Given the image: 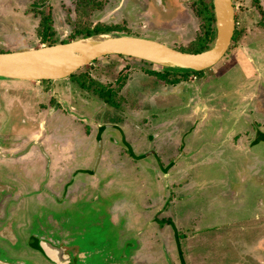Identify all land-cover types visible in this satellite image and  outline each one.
<instances>
[{"label":"rangeland","instance_id":"rangeland-1","mask_svg":"<svg viewBox=\"0 0 264 264\" xmlns=\"http://www.w3.org/2000/svg\"><path fill=\"white\" fill-rule=\"evenodd\" d=\"M232 2L236 39L199 80L178 79L176 83H180L174 88L144 75L137 70L140 66L134 67L126 82L120 80L116 87V109L103 108L102 102L85 106V124L78 110L76 118L62 107L54 111L51 96L64 94L67 108L76 109L68 93L75 89L85 99H96L94 91L100 85L116 84L128 59L111 56L83 67L74 73L86 80L83 88L70 78L56 82L0 79V141L6 137L5 142L11 146L8 152L0 151V182L21 195H14L6 209L16 220L13 232L20 243L9 249L11 255L25 258L29 254L25 247L29 233L35 232L38 222L48 215L62 211L75 234L74 249L93 251L91 264L101 261L107 252L113 256L119 252L125 259L127 250L130 260L136 259L133 264H180V254L185 264H264V143L251 146L254 132H264V0ZM161 3L0 0V53L43 47L38 31L48 25L52 29L48 40L55 45L72 42L75 31L102 28L108 30L106 35L139 37L183 53L192 51L205 31L201 0ZM31 4L40 9L34 10ZM149 65L143 67L162 70ZM102 110L117 112L116 116H107L119 126H123L121 122L130 125L132 116L138 120L137 126L125 129V140L138 147L134 153L139 159H131L126 153L120 134L107 133L106 138L111 136L112 140L103 141L106 164L96 172L102 189L99 204H72L75 196L66 195L63 187L55 194L49 185L58 171H53L56 174L47 183V165L50 172L56 169L53 161L46 163L49 156L42 159L31 152L18 158L14 155L23 147L18 143L19 134L27 129L25 143L63 150L64 159L73 157L79 169L94 168L99 146L90 139L95 128L88 121L96 118V123L102 122V116L97 118ZM147 114L158 119L149 118L154 125L147 123L145 128L141 126L142 117ZM146 131L160 137L149 146L157 152L155 155L148 156L153 152L139 146ZM71 135L76 137L75 143ZM112 151L114 154L109 155ZM37 160L43 165H37ZM2 164L16 169V174ZM35 165L38 173L32 170ZM18 166L28 169L27 180L19 178ZM110 211L121 219L120 238L116 226L110 224ZM21 225L26 226L19 228ZM132 243L137 247L132 248ZM101 249L102 253H95ZM4 256L1 251L0 259L7 260ZM39 256L7 261L42 264Z\"/></svg>","mask_w":264,"mask_h":264},{"label":"flooded vegetation","instance_id":"flooded-vegetation-1","mask_svg":"<svg viewBox=\"0 0 264 264\" xmlns=\"http://www.w3.org/2000/svg\"><path fill=\"white\" fill-rule=\"evenodd\" d=\"M154 1H156V3H158L160 5L162 4L161 0H154ZM232 5H233V2H232ZM233 9H234V7H233ZM71 40H73V39L71 38ZM45 43H47V42H45ZM45 43L41 42V44H44V46H46ZM60 44H63V43L61 42ZM64 44H66V43H64ZM53 45H55V44H53ZM48 46H49V44H48ZM4 53H7V51ZM117 57H119V59L123 58L120 56H117ZM258 58L260 59V57H258ZM125 59H128L129 61L127 62V65H125L120 70L121 72L119 73L118 79L115 82L116 84H113L110 86L100 85L98 92H96V95H95V96H97L98 99L97 98L96 99L95 98H93V99L86 98L85 99V96L82 95V93H80L81 91H76L74 89L73 91L71 90L73 92L72 94L71 93H68V94L73 96L69 100H71L72 103L74 102V104H77L76 109L73 106V108L75 110L71 109V108H67L68 102L66 103L65 102L66 100L65 101L63 100L64 97L62 95H64V94H62V93H59L58 95H52L51 96V100L53 102L52 103L53 105L51 107L54 109V111H58L57 109L62 107L63 109L68 110V114H71V116L73 118L77 117L75 112H76V110H78L81 113L78 115V117L80 118V121H82L85 124V121H86V119H84L85 113H86L85 112V106H90L91 104H96V103L98 104V103L102 102L105 105V106L103 105V108H105L106 106H110L111 108L117 107L114 105V103L116 102L114 99V94H116V92L118 91L116 89V87L120 86L118 84L121 83L122 80H123L122 82H126V80H127L126 76L130 77L132 74V71L135 69L134 67H137V66H140L139 69H137V70L142 72L144 75L154 76V79L155 80L157 79L156 81L164 82L165 84H170V86H172L174 88L177 87V84L180 83V81L175 83V84H171V83L174 81H177L178 79H181V75L183 73H185L184 74L185 79H186V77H189V78L192 77L193 79H196V77H198V80L200 79L199 78L200 75H198V73L195 74V72L175 71V72H179L181 74V75H179L177 73L173 74L171 72H166L162 68H161L162 69L161 71L160 70L154 71V70L146 69L145 67H143V65L150 67V65L148 63H145V62L140 61V60L132 59V58H125ZM94 62H96V61H94ZM94 62H92L91 64H93ZM139 62L141 63V65H138ZM173 75H174V78L170 79V76H173ZM41 82H49V81H41ZM145 84H147V82H145ZM80 87L83 88L84 85L80 84ZM79 95H81L82 97H80ZM74 97L77 98L75 101H74ZM76 101H77V103H76ZM120 102H122V101H120ZM120 102H118V106L121 105ZM81 106H84V107H81ZM97 109H99V108L97 107ZM97 109H96V111H97ZM106 111L102 110L98 114L97 118H99V115L102 116L101 117L102 122L96 123L97 122L96 118H95V120L91 119V121H88L95 128V132H94L92 137L90 136V139L91 140L93 139L96 142V145L99 146L98 147V153L100 150V153H99L100 156L98 159H96V161L94 163V168L79 169L77 166H75L73 164V157H71V159L70 158L68 159L65 157V159H64L63 150L59 151V149H54L51 147L43 148V146H41L42 148L40 146L34 148L33 142L32 143L31 142L25 143V141H26L25 137L27 134V129L24 130V134H22V133L19 134V135H21L20 136L21 138H24L23 140L20 138L18 141L19 145H21L23 147L21 148L20 152L14 154V155L16 156V158H18L22 154L31 152L34 154L35 153L39 154L42 157V159L46 156H49V158H46V161H47L46 163L49 164L50 162L53 161L56 165V169H54V170H52V172H50V171H48L50 166L47 165V170H46L47 183L49 181L48 179L51 176H54L56 174L53 171H58V176L49 185L51 187V189L52 188L55 189V194L58 193V191H59V193L62 192V189H60V188L63 187V189L66 190V195L72 194L75 197L80 196L78 198L74 197L75 199L73 198L72 204L75 203L77 205V204L81 203V204H84L86 206L87 205L90 206L91 204H99L98 199H99V195L101 194L102 189H101V184L98 181V177L96 178V176L98 175V173H96V172H97L98 168H101L102 166H104L106 164L105 162H103L104 161L103 156L105 153L104 148H103V141L106 138L107 133L114 131V132H117L118 134H120L121 135L120 139H121L122 143L124 144L123 148L126 150V153H128V155L131 157V159H139V157L135 156V153H134L135 152L134 149H138V147L135 145L134 146L131 145L129 142H127L125 140V133L127 134L125 129L128 130L130 127L137 126L138 123L136 121H138V120H136L134 118V116H132L133 122L130 121L129 122L130 125L123 124V122H121L123 126H119L120 124L118 125L117 121H108V116H107V115L116 116L117 112L114 113V112H108V111L106 112ZM57 114L58 113L56 112V115ZM148 115L149 114H147V116L142 117L144 122L142 123V125L140 124L141 126H144L145 128H147V125H146L147 123L150 126L154 125L153 123L149 122L150 121L149 118L151 119V121L153 119H158L157 116H150V115L148 116ZM95 116H97V115H95ZM152 117H154V118H152ZM53 118H54V116H53ZM126 119H127V121L130 120L128 117ZM84 127H86V126H84ZM254 133H255L254 141L251 143V146L258 145L260 143H264V141H258L256 144V140H260L261 137L264 135V132L258 130L257 132H254ZM145 134H146V136H145L146 138L143 139V141H142L143 145H139L142 149L140 147L139 148L141 150H145L147 152H153V153H149L148 156L149 155H155L157 152H155L154 149L150 148L149 146L152 143H154L155 141H158L160 139V137L157 136L158 134H154L153 132L146 131ZM48 135L51 136L50 133H48ZM69 137H72L71 140L75 143L76 137L73 135H71ZM156 137H158V139H156ZM106 139H108L109 141L112 140L111 136L107 137ZM5 140H7L6 137H4L2 139V141H0V151L6 150V149L9 150L11 147L8 145L7 141L5 142ZM144 144H148V145H144ZM73 147L75 149V144L73 145ZM66 150H67L66 153L69 154V152H70L69 149H66ZM85 150H86V145L84 146V152H85ZM70 154H71V152H70ZM112 154H114L113 151L109 155H112ZM14 155L12 156V158H15ZM71 156H72V154H71ZM113 159H114V156H113ZM39 161H41V160H39ZM39 163L37 160L36 164L38 165ZM40 164L43 165V162ZM18 165H20V164H18ZM37 165H35L36 168H34L35 166L33 167L34 168V169H32L33 171H36L38 169ZM171 165L172 164L167 165L166 169L164 168V173L169 171L170 168H167V167H171ZM2 166H5V165L2 164ZM5 167H8L10 172L16 174V169L9 167L8 165H6ZM19 167H20V169H18L19 178L21 179V177H22V179L27 180L26 176H27L28 171L26 172V170H28V169L25 170L24 168L21 169V166H18V168ZM37 171L39 172V170H37ZM37 171H36V173H38ZM76 182H78V183L76 184ZM1 183H3V182H0V205L2 203V207L0 206L1 207L0 208V254L2 251L3 255H5L4 257L10 261H12V260L21 261V260H25V259L33 260L34 258L32 256H34V254H36V255H40L39 257H40V261L42 262V264H55V263L50 262L39 249V243L45 242V243H48V244L54 246L55 248L63 249L64 255L68 256L69 259H71L72 264H91V263H89V261L92 260V258L95 256L93 251H81V250L77 251L76 249H74L72 244H73V237L75 236V234H72V232H71L72 230L69 229L70 224H68V222H67L68 218L65 217V214L61 213L62 211L61 212H54V213H52V216L48 215L47 218H44L41 222H38L39 223L38 226H37L38 223H36L37 230L35 232L33 231V232L29 233L28 241H26L25 247L28 250L29 254H25V256H26L25 258L24 257L19 258L18 256H15L14 254L11 255V253L9 252V249H13V247L15 245H17V244L20 245V243L16 239L15 234L13 232L15 229L14 223H16V220L11 218L8 215V211H6V209L10 207L9 204L13 200L12 197L14 195L16 197L17 196L21 197V195L18 194L14 188L9 187V185L8 186L4 185L6 183H3V184H1ZM72 186H76V187H74L75 189L71 188ZM43 188L44 187H42V189ZM39 190H37V193L39 192ZM96 194H98V196H96ZM46 211H48V210H46ZM116 215H117V213H112V211H110V213H109L110 224H111V226L113 225L112 227H114V225L116 226L115 228L118 231V238H120V235L122 233V228H120V220L121 219L119 218L118 215H117L118 217ZM64 224H66V227L63 226ZM25 226L26 225H21L19 228H23V227L25 228ZM74 230H76V228ZM123 248H124L123 245H121L120 249H123ZM102 252L103 251L101 249L95 253L100 254ZM117 253H118L117 256H113L111 253L107 252V256H104V258L101 261L94 263V264H128L129 263V262H127L128 257H129L127 252H125V255H126L125 259H124V254H119V252H117ZM73 255H74V258H72ZM181 257H182V254H181ZM0 260L9 263L5 259H0ZM182 260L183 261H181V259H178V263L185 264L183 257H182ZM18 263H20V262H18Z\"/></svg>","mask_w":264,"mask_h":264},{"label":"water","instance_id":"water-1","mask_svg":"<svg viewBox=\"0 0 264 264\" xmlns=\"http://www.w3.org/2000/svg\"><path fill=\"white\" fill-rule=\"evenodd\" d=\"M211 2L215 39L209 50L199 54L183 53L159 42L139 37L102 34L66 44L0 53V79L31 82L62 81L92 62L111 56L140 60L167 71L200 73L210 70L225 56L235 30L232 0H211ZM87 40L94 41L87 46V51L76 52L83 50L76 45ZM68 51L74 53L69 54ZM56 61L62 64L53 66V62ZM39 249L52 263L72 264L71 259L64 255L61 248L40 242ZM0 264L11 263L0 260Z\"/></svg>","mask_w":264,"mask_h":264},{"label":"trees","instance_id":"trees-1","mask_svg":"<svg viewBox=\"0 0 264 264\" xmlns=\"http://www.w3.org/2000/svg\"><path fill=\"white\" fill-rule=\"evenodd\" d=\"M30 7L33 8L34 10H39L40 9V6L36 5V4H31ZM201 9H202L201 10L202 18L204 19L205 31H204L203 36L196 41L195 48L192 49V51H188V53H190V54H199L201 52L209 50L212 47V45L214 43V39H215L214 14H213V7H212L211 0H207V1L201 0ZM106 32H108V30L102 29V28H95L94 30L86 31L84 33L75 31L73 33V35L71 36V38L74 41V40H77V39H80V38L83 39V38H86V37L88 38V37L97 36V35H100V34L101 35L102 34H106ZM48 33H51V29H50L49 25L46 26L43 30L38 31V35L41 38V42H43V43L49 42V46H51V45H53V43H52L51 40H48L49 36L51 34H48ZM236 35H237V32L235 30L233 38H232V41H234L236 39ZM62 43L64 44L66 42H62ZM164 71L171 72L173 74L177 73V74L181 75L179 72H175L173 70H171V71L164 70ZM202 73L200 72V73H198V75H201ZM184 74L185 73H183L181 75V79L185 78ZM69 78L74 80L77 83H81V85L86 83L85 79H83L81 76H76L75 74H73ZM79 79H81L83 81V83ZM175 83H176V81L172 82L171 84H175ZM98 89H99V87L94 92H98ZM258 141H264V135L261 137L260 140H256V144H257ZM180 256H181V254H180ZM181 261H183L182 257H181Z\"/></svg>","mask_w":264,"mask_h":264},{"label":"bare ground","instance_id":"bare-ground-1","mask_svg":"<svg viewBox=\"0 0 264 264\" xmlns=\"http://www.w3.org/2000/svg\"><path fill=\"white\" fill-rule=\"evenodd\" d=\"M101 35V34H100ZM87 38V37H86ZM92 42H94L93 40L91 41V40H87V41H81L80 43H78L76 46H78V47H81L83 50H81V51H76V52H80V53H84L85 51H87V46L89 45V44H91ZM75 46V47H76ZM69 52V54H73L74 53V51L72 52V51H68ZM60 64H62L61 62H58V61H56V62H53V66H59Z\"/></svg>","mask_w":264,"mask_h":264},{"label":"crops","instance_id":"crops-1","mask_svg":"<svg viewBox=\"0 0 264 264\" xmlns=\"http://www.w3.org/2000/svg\"><path fill=\"white\" fill-rule=\"evenodd\" d=\"M131 245H133V247L132 248H135L134 246H136V245H134L133 243L131 244ZM137 247V246H136ZM140 247H138V248H136V249H139ZM130 252V250H127V253H129ZM136 259H133V258H131V260H130V257H128V261L127 262H130V263H134V261H135Z\"/></svg>","mask_w":264,"mask_h":264}]
</instances>
